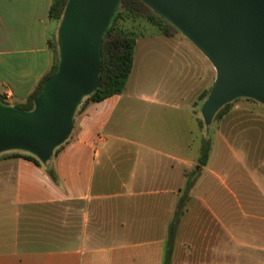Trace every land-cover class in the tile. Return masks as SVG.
<instances>
[{
    "label": "crops",
    "instance_id": "crops-1",
    "mask_svg": "<svg viewBox=\"0 0 264 264\" xmlns=\"http://www.w3.org/2000/svg\"><path fill=\"white\" fill-rule=\"evenodd\" d=\"M50 3L0 0L5 105L25 103L55 60L49 38L57 36L59 23L49 18ZM140 39H177L193 47L175 51L188 58L180 66L196 71L183 75L180 103L165 83L133 80ZM202 71L207 82L212 73L210 85ZM214 78L209 60L181 34L137 36L123 91L82 107L69 138L44 163L58 184L43 166L12 157L22 150L0 153V264H163L188 178L193 185L174 229L169 264H264V150L248 154L240 167L231 146L211 145L200 164L202 147H194L187 127L183 96H189L187 108ZM237 108L233 104L218 120Z\"/></svg>",
    "mask_w": 264,
    "mask_h": 264
},
{
    "label": "water",
    "instance_id": "water-1",
    "mask_svg": "<svg viewBox=\"0 0 264 264\" xmlns=\"http://www.w3.org/2000/svg\"><path fill=\"white\" fill-rule=\"evenodd\" d=\"M119 0H68L57 28V71L31 110L0 102V153L22 150L47 163L69 137L82 97L100 85V41ZM211 63L201 112L209 123L237 98L264 105V0H141Z\"/></svg>",
    "mask_w": 264,
    "mask_h": 264
},
{
    "label": "rangeland",
    "instance_id": "rangeland-1",
    "mask_svg": "<svg viewBox=\"0 0 264 264\" xmlns=\"http://www.w3.org/2000/svg\"><path fill=\"white\" fill-rule=\"evenodd\" d=\"M55 22L58 23L57 21ZM118 26L133 31L136 33V37L148 35L156 30L155 26L141 17L134 20L127 19L123 22H119ZM177 34L180 33L178 32ZM52 35L55 36V34ZM176 40L177 39H172L169 41V44H161L155 40L150 41L142 39L141 41L140 39L136 48L137 55L133 80L139 83H148L150 85L158 82L165 83V90L169 92L172 98H176V103H180L179 100L181 96L179 94L183 90L182 77L185 73L188 75L189 70H191L194 76L196 71L193 68L187 70L183 65L180 66L179 60L182 59L183 61L186 57H180V54L175 53V51H185L193 47L187 45L189 44L187 41H184L186 43L182 45L177 43ZM53 50L56 54V49L54 48ZM168 51H172V57H170ZM170 59L173 61L172 64L169 63ZM192 59L195 60L194 58ZM201 69L204 70L203 65ZM201 73L202 81L206 83V85H210L209 79L212 73L210 72V76H208V82L205 80V76L203 75L204 72L202 71ZM183 97L185 98L183 107L186 109L187 127L193 131V145L195 148L202 147L203 149L205 144H208L209 147L214 145L215 148L217 146H231V154L238 157L240 167V164L246 162L245 159L248 154L254 153L256 156L261 155L264 150L263 104L252 99L239 98L233 103L237 104L238 108L232 110L231 115L227 117L224 122L215 119L213 116L212 120L207 123L201 112V107L205 99H194L192 95L193 99L191 98V102L193 101L194 103L186 108V104L190 101L189 96L185 94ZM84 101L85 97L82 99V104ZM82 104L77 108L75 115L81 111ZM219 134H221V136H219ZM65 142L66 141H64V143ZM231 154L229 155L230 157ZM197 156L198 159L201 160L203 156L202 151L197 153ZM233 161L237 163L235 158H233ZM65 210L71 212L70 204H65Z\"/></svg>",
    "mask_w": 264,
    "mask_h": 264
},
{
    "label": "trees",
    "instance_id": "trees-1",
    "mask_svg": "<svg viewBox=\"0 0 264 264\" xmlns=\"http://www.w3.org/2000/svg\"><path fill=\"white\" fill-rule=\"evenodd\" d=\"M68 0H51L49 8V18L51 20L60 22V19L63 14V10L67 4ZM138 17L144 18L150 24L155 26L156 30L165 36H172L177 34V29L172 26L169 22L163 19L160 15L151 10L146 4L141 0H119L116 4L114 12L104 29L102 38L100 41V52H101V65H100V85L90 94L84 96L85 101L82 104V99L76 106L74 115L76 113L79 105L82 104L81 108L84 107L88 102H98L110 97L112 95L120 94L127 83L129 74L131 72L132 63H133V53L135 48V39L136 33L133 31L127 30L123 27H119L118 23L123 22L127 19L134 20ZM49 46L52 49H56V58L49 70L42 76V78L37 83L35 89L28 96L25 103L18 105L17 108L21 110H31L34 107V98L39 94L45 79L53 75L57 71L58 62H59V49L57 44V36H51L49 38ZM209 93V90L202 92L199 95L198 99H205ZM239 99V98H237ZM233 100L221 106L216 113L214 114L215 119H220L225 113L229 111L233 103L237 100ZM247 99V98H244ZM73 115V117H74ZM207 149H202V159L199 160L200 164H204L207 158ZM59 146L54 150L57 151ZM14 152L12 157H22L29 161H32L37 166H43L45 172L49 175L52 181L55 184H58V177L52 167L48 164H42L34 155L28 152ZM193 185V179L188 178L186 186L184 189L183 195L180 197L176 211L173 217V220L169 226L168 239L165 250V258L163 264H168L170 252H171V243L173 240L174 229L178 223L179 217L182 214L184 208V200L187 195L188 190Z\"/></svg>",
    "mask_w": 264,
    "mask_h": 264
}]
</instances>
